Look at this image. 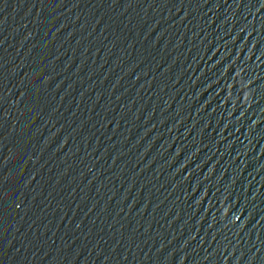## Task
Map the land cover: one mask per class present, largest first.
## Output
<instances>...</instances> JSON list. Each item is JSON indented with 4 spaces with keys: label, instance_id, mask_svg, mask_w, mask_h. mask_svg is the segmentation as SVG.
<instances>
[{
    "label": "water",
    "instance_id": "obj_1",
    "mask_svg": "<svg viewBox=\"0 0 264 264\" xmlns=\"http://www.w3.org/2000/svg\"><path fill=\"white\" fill-rule=\"evenodd\" d=\"M0 264H264V0H0Z\"/></svg>",
    "mask_w": 264,
    "mask_h": 264
}]
</instances>
